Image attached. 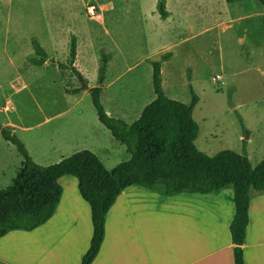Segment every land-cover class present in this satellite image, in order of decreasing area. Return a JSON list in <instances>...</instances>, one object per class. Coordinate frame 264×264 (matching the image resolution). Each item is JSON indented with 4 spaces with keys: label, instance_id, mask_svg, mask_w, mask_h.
<instances>
[{
    "label": "crops",
    "instance_id": "obj_1",
    "mask_svg": "<svg viewBox=\"0 0 264 264\" xmlns=\"http://www.w3.org/2000/svg\"><path fill=\"white\" fill-rule=\"evenodd\" d=\"M239 1V12L233 13L234 4L229 6L226 0H165L170 15L163 20L158 13L160 0H38L45 6V21L52 31L48 40L41 41L48 55L68 65L74 32L77 37L74 66L89 86L100 84L102 50L112 52L105 67L101 99L135 66L145 65L150 70L153 67L148 60L159 61L160 55L168 53L170 57L161 69L164 89L166 69L171 71L172 83L178 75L175 67L171 69L177 58L176 49L181 46L184 49L188 42L206 37L217 28L227 31L246 20H257L258 24L264 19V11L260 12L256 6L244 12L243 0ZM13 3L14 0H0L2 21L5 18L2 12L13 9ZM91 5L98 9L96 15L90 14ZM149 40L160 43L153 44L154 48ZM4 44L12 43L4 40ZM146 47L148 52L141 54V48ZM34 52L25 59L34 58ZM182 71L187 81V73L191 72L192 83L195 79L192 63L182 65ZM78 84L73 88L64 84L68 97L89 95L86 91L72 92L80 88ZM8 89L19 93L28 90V84L17 77L9 82ZM110 102L112 109H107L108 114H115L129 124L135 121H128L124 114L127 107L139 103L138 99L116 96L112 91ZM149 103L141 107L137 119ZM2 111H13V104L8 101ZM5 128L15 127L12 124ZM100 150L105 156L114 152L124 155L126 151L118 144ZM7 165L0 152V177ZM59 182L63 193L55 214L33 231H12L0 238V264H81L93 237L92 210L80 195L76 178L66 176ZM228 189L209 196L185 194L164 198L138 185L127 188L108 212L105 238L92 264H235L230 233L235 208L233 189ZM249 215L244 261L264 264V193L251 194ZM24 249L29 250V257L20 254Z\"/></svg>",
    "mask_w": 264,
    "mask_h": 264
},
{
    "label": "rangeland",
    "instance_id": "obj_2",
    "mask_svg": "<svg viewBox=\"0 0 264 264\" xmlns=\"http://www.w3.org/2000/svg\"><path fill=\"white\" fill-rule=\"evenodd\" d=\"M240 2L238 0L231 6L233 13L234 10L239 12ZM242 4L244 12H250L256 6L260 12L264 11L258 0H243ZM94 11L96 15L98 9L95 7ZM2 14L5 18L3 21L0 19V126L5 128L13 124L15 128L9 129L22 140L34 161L42 166L59 163L83 150L97 154L107 169L130 160L131 155L125 154L126 147L113 139L111 133L99 122L91 96L71 98L66 95L64 84L71 88L75 84H81L70 70L62 72L50 64L36 66L30 59H25L34 51L33 40H38L43 46L41 40H48L52 32L45 21V6L38 0H14L13 9ZM262 23L264 19L258 24L257 20H246L240 26L234 24L227 31L217 28L206 37L188 42L184 49V46L176 49L177 58L171 68L175 67L178 71L175 82L172 83L173 80L170 79V69H166L163 77L166 95L183 103H190L189 85L193 84L200 98L194 111V119L200 127L195 144L200 151L214 156L223 150L242 154L245 148L254 167L264 160ZM4 40H10L12 44L6 45ZM149 41L152 45L160 43L159 40ZM103 51L106 52V49L102 53ZM147 52L148 47L140 50L141 54ZM109 53L112 55V52ZM161 57L162 55L160 60ZM25 60L32 66L29 67ZM148 62L151 64L153 61ZM185 63H192L195 68V79L192 83L191 72L187 73L189 82L185 78L186 73H182V65ZM150 70L145 65L135 66L118 85L109 89L102 97L106 111L112 109L110 95L113 91L116 96L139 100L136 106L127 107L124 114L128 121L136 120L141 107L149 103L152 96V101L156 97L152 84L153 68ZM17 77L27 82L28 90L18 93L8 89L9 82ZM8 101L13 104V111L3 112L2 106ZM110 116L121 118L115 114ZM240 118L247 130L245 133ZM115 144L126 150L124 155L114 152L105 156L100 150ZM0 152L8 162L4 175L0 177V188H6L12 184L24 158L16 146L5 141L1 134ZM253 192L258 193L252 190L251 194ZM28 253L29 250L24 249L20 254L26 258L29 257Z\"/></svg>",
    "mask_w": 264,
    "mask_h": 264
},
{
    "label": "trees",
    "instance_id": "obj_3",
    "mask_svg": "<svg viewBox=\"0 0 264 264\" xmlns=\"http://www.w3.org/2000/svg\"><path fill=\"white\" fill-rule=\"evenodd\" d=\"M238 0H226L229 6ZM264 7V0H258ZM158 13L165 20L170 12L160 0ZM36 66L50 64L62 72L70 70L81 82L72 92L87 91L100 123L114 139L126 147L130 160L107 169L92 151L83 150L59 163L42 166L34 161L22 140L10 129L0 126L3 139L16 146L24 158L12 184L0 188V238L12 231H33L55 214L63 187L59 180L71 176L78 180V190L92 210L93 237L81 264H92L106 234V218L118 197L127 188L138 185L164 198L200 194L209 196L226 188L233 189L235 214L230 224L235 264H245L244 245L250 223L251 191L264 192V160L254 167L246 153L223 150L214 156L200 151L195 142L200 127L194 111L200 98L189 85L190 103L169 98L162 87L161 60L151 62L152 84L156 98L145 106L140 117L129 124L111 117L102 103L105 67L111 53L103 51L100 85L89 86L74 66L77 37L71 33V62L65 65L51 58L40 42L33 40ZM190 78V77H189ZM240 117V116H239ZM243 131L246 128L240 118ZM246 141H244V147Z\"/></svg>",
    "mask_w": 264,
    "mask_h": 264
},
{
    "label": "built area",
    "instance_id": "obj_4",
    "mask_svg": "<svg viewBox=\"0 0 264 264\" xmlns=\"http://www.w3.org/2000/svg\"><path fill=\"white\" fill-rule=\"evenodd\" d=\"M94 10H95V6H92V7L89 8V11H90L91 15H95V11Z\"/></svg>",
    "mask_w": 264,
    "mask_h": 264
}]
</instances>
